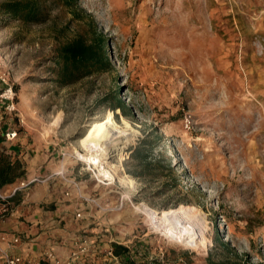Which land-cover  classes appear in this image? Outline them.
Wrapping results in <instances>:
<instances>
[{
  "label": "rangeland",
  "instance_id": "obj_1",
  "mask_svg": "<svg viewBox=\"0 0 264 264\" xmlns=\"http://www.w3.org/2000/svg\"><path fill=\"white\" fill-rule=\"evenodd\" d=\"M8 1L0 0V57L16 110L0 101V140L23 162L16 183L29 166L51 179L12 196L9 216L59 219L71 247L97 238L103 264H264V0H36V21L4 12ZM99 32L109 65L60 80V47L78 35L92 43ZM110 111L130 138L122 160L108 159L125 168L113 183L75 153ZM8 131L18 134L9 140ZM180 205L196 214L197 247L136 208ZM113 243L130 253L107 257Z\"/></svg>",
  "mask_w": 264,
  "mask_h": 264
},
{
  "label": "bare ground",
  "instance_id": "obj_2",
  "mask_svg": "<svg viewBox=\"0 0 264 264\" xmlns=\"http://www.w3.org/2000/svg\"><path fill=\"white\" fill-rule=\"evenodd\" d=\"M128 126L126 122V127ZM127 134V128L120 127L115 120L114 113L110 111L104 118L96 119L89 125L84 135L79 138L75 153L88 165L89 170L96 169L99 179L108 178L111 179L110 183H113L117 179V172L125 168L122 163H115L108 159L121 154L122 149L130 140ZM120 156L122 160V154ZM120 179L130 189H135L136 180L128 173L120 176ZM123 197L130 198V194L126 192ZM136 208L144 211L151 221L161 229L163 228L173 239L182 244L197 247L198 244L194 242L196 214L192 213L190 207L180 205L161 211L149 206L143 209L140 206Z\"/></svg>",
  "mask_w": 264,
  "mask_h": 264
},
{
  "label": "trees",
  "instance_id": "obj_3",
  "mask_svg": "<svg viewBox=\"0 0 264 264\" xmlns=\"http://www.w3.org/2000/svg\"><path fill=\"white\" fill-rule=\"evenodd\" d=\"M66 5L76 3V0H62ZM1 9L13 16L22 18L27 21H36L40 19L42 9L36 0H15L8 1L2 4ZM107 38L99 32L92 43H88L83 35H78L71 41L64 43L59 49V69L57 73L62 81L72 82L74 79L83 77L101 70L109 65L108 56L106 53ZM118 108L125 109V102L118 98ZM141 151V147H136L132 154L135 156ZM12 157H16L12 160ZM23 162L17 157L14 149L3 144L0 140V190L4 191L9 185L25 174ZM2 200L0 198V204ZM217 241L223 246L228 247L229 243L222 241L218 235ZM114 252L116 255L129 254L130 250L121 244L113 243ZM238 257L239 253L235 252ZM218 264H252L245 259H226Z\"/></svg>",
  "mask_w": 264,
  "mask_h": 264
},
{
  "label": "crops",
  "instance_id": "obj_4",
  "mask_svg": "<svg viewBox=\"0 0 264 264\" xmlns=\"http://www.w3.org/2000/svg\"><path fill=\"white\" fill-rule=\"evenodd\" d=\"M23 141L24 140L20 138L15 143H23ZM33 168L34 167L29 166L27 177L25 178H40V176L36 174V170L31 172ZM52 170L54 171V168ZM44 177H49V175H45ZM45 178L39 179V182L48 183L51 181L50 178ZM33 184H36V182ZM28 188H30V186ZM32 201H35V199L32 198ZM19 217V213H14L13 216H9L0 221V233L5 234L8 238V241L1 242V247L6 248L12 237L19 236L21 242L14 245L12 252L20 254L24 258L23 264H35L41 254L47 250H52L59 257H64L69 250L73 248L71 247V237L63 232V229L60 227L59 219L47 221L43 213L41 214L39 211L26 216L24 219H26L27 223ZM86 237L87 236L84 238ZM87 238H90L89 240L92 246L78 264H103V260L100 257L102 246L99 244V240L93 237ZM3 261L4 257L0 251V263Z\"/></svg>",
  "mask_w": 264,
  "mask_h": 264
},
{
  "label": "built area",
  "instance_id": "obj_5",
  "mask_svg": "<svg viewBox=\"0 0 264 264\" xmlns=\"http://www.w3.org/2000/svg\"><path fill=\"white\" fill-rule=\"evenodd\" d=\"M0 82L3 85V90L0 92V101L6 111L14 112L16 110L15 97L16 92L13 84L9 82V74L5 70L4 60L0 57ZM17 131H8L6 137L9 140L14 139L17 136ZM57 175L63 172H55ZM39 181L38 177L24 178L19 180L11 188V192H5L0 190V198L2 200L0 204V221L5 217L12 215L13 210L9 206V201L12 196H14L18 191L28 188L31 184ZM81 213L78 214L80 216ZM8 241L5 234L0 233V251L3 254L4 261L0 264H23L24 258L17 253H13L12 249L14 245L21 242L19 236H14L8 242L6 248L1 247V242ZM91 243L88 238H82L77 242L73 248L64 257H59L54 251L47 250L41 254L35 264H78L81 259L89 252L91 248ZM104 253L107 257L111 259H118V256L114 252L113 246H108L105 248Z\"/></svg>",
  "mask_w": 264,
  "mask_h": 264
}]
</instances>
